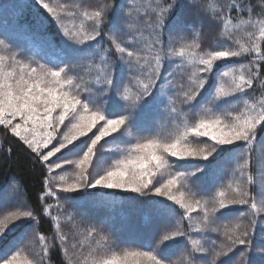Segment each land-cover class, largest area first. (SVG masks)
<instances>
[{
  "label": "snow or ice",
  "instance_id": "1",
  "mask_svg": "<svg viewBox=\"0 0 264 264\" xmlns=\"http://www.w3.org/2000/svg\"><path fill=\"white\" fill-rule=\"evenodd\" d=\"M32 3L55 21L63 44L48 38L47 17L38 19L34 30L18 21L16 27L56 47L60 53L56 62L26 59L16 50L7 29L0 32V128L18 138L43 170L36 207L27 198L18 201L14 210L0 217V238L19 228L40 251L38 260L24 256L21 261L26 252L19 246L23 239L9 241L14 250L0 255V262L48 264L56 244H50L39 231L41 219L48 217L55 222L54 239L66 264H73L68 237L61 233L53 207L62 208L61 200L78 207L81 200L95 203L97 198L121 193L130 204L139 201L141 208L148 210V225L159 222V227L146 242H128L123 247L114 234L101 235L103 244L92 249L83 264H223L222 257L241 247L246 249L241 253L245 264H253L250 249L255 233L257 229L264 233V172L257 176L252 163L257 144L264 147V19L252 18L255 9L251 0L247 7L244 0H228L226 7L211 3L201 7L197 0H157L155 7L143 12L135 0L131 4L112 0L92 11H67L69 17H83L79 25L71 26L63 19L65 4L52 0ZM186 3L197 9L198 16L203 14L220 25L216 45L206 51L199 43L179 48L166 44L165 30L171 37L191 27L176 15ZM259 3L258 17L264 16V0ZM234 10L240 16L247 14L248 19L233 23ZM122 14L124 22L117 23L113 17ZM145 17L147 37L137 31V21ZM85 21L91 23V30ZM125 24L127 39L120 40ZM240 31L247 36L248 45L234 39ZM101 37L110 41V46L102 48ZM113 49L116 62L110 63ZM244 57L252 59L238 68L228 66L229 61ZM221 63L227 70L218 72ZM166 64L173 65L172 70L164 71ZM125 68L130 77L127 81ZM176 72H186V81L178 79ZM257 81L261 95L250 102L245 97L256 90ZM205 91L207 102L194 111L192 105ZM241 98L243 107L237 110L235 101ZM160 105L165 106L171 122L172 131L167 134L154 130L151 122L143 119L149 111H159ZM112 142L126 147L107 149L119 158L110 167H101V154ZM8 151L11 153V147ZM230 164L235 167L227 184L210 199H197L206 195L200 182L208 178L216 188V181L227 175L225 166ZM257 184L258 190L252 191ZM49 199L56 204L46 203ZM243 208L247 211H239ZM193 213H202L194 224ZM237 214L247 217V223H220ZM185 220L189 222L187 230L182 227ZM102 232L103 228L90 226L86 235L93 238ZM213 234L223 239L218 243ZM181 240L186 243L180 259L175 260L173 246ZM260 252L264 254V247ZM204 256L211 259L201 261Z\"/></svg>",
  "mask_w": 264,
  "mask_h": 264
},
{
  "label": "trees",
  "instance_id": "2",
  "mask_svg": "<svg viewBox=\"0 0 264 264\" xmlns=\"http://www.w3.org/2000/svg\"><path fill=\"white\" fill-rule=\"evenodd\" d=\"M133 0H117L118 3L131 4ZM199 6L206 7V0H197ZM54 4H65L67 6L66 12L63 14V19L66 24H76L80 23L82 16L78 15L76 18L69 17L66 13L67 11H76L77 13H82V11L95 10L100 7L102 4L108 3L111 4L112 0H52ZM228 3V0H227ZM245 7L248 6V0H244ZM251 4L255 9L253 14V19H264V16H257L256 14L260 13L261 5L259 0H251ZM125 12H127V7H125ZM176 15L180 16L181 19L187 25H191L190 28H185L179 33H173L171 37L165 30L164 39L167 43H170L172 47L179 48L181 45L188 43H199L201 45V50L206 51L210 46H215L219 39V29L220 25L214 23L207 16L203 14L197 15V9L190 8L187 3L183 9H177ZM233 22L238 23L240 19H248V15L245 14L240 16L234 10L232 13ZM47 17L45 32L50 40H55L58 45L63 44V37L57 29V25L54 20L42 9L37 11V7L33 5L32 0H0V32H3L7 29V34L11 37L14 46L17 51H22L23 56L28 60H37L40 63H43L44 60H50L53 62L57 61V58L60 56L56 47H49L47 44L42 41L35 39L34 36L23 28L16 27L17 21L20 25L28 26L33 30L37 26L38 19ZM113 19L117 23H123L124 17L123 14L121 17ZM147 17L142 18L137 21V31L143 32L144 36L149 35V30L146 28L144 20ZM153 19V18H151ZM9 20L12 21V24L9 25ZM202 22V27H201ZM139 24V25H138ZM142 24V25H140ZM70 26V25H69ZM86 28L91 30L92 25L90 22L87 23ZM251 28L247 29L250 30ZM128 29L125 24L124 32L119 36L120 40L127 39ZM258 32V31H257ZM101 47L110 46V41L106 38L101 37ZM183 44V45H184ZM43 57L44 59H41ZM252 57H244L240 60H232L228 62V66L239 67L240 64H247ZM99 60L97 59V63ZM110 63L116 62V56L113 49V55L110 56ZM173 66L166 64L164 71L172 70ZM227 70L226 65L220 64L217 71ZM190 71V70H187ZM264 75V73H262ZM177 78H183L186 81L187 73L183 75L176 72ZM128 70L124 69V79L127 81L129 79ZM212 79H216V74L214 73ZM259 82H256V90L250 91L249 96L255 100L260 98L261 92L259 90ZM214 91V89H213ZM208 92L205 91L197 101L192 105L193 110H198L201 105L207 102ZM179 107V105H177ZM162 105H160L159 111H149L143 119L146 122H151V125L154 130L160 131L162 133H169L172 131L170 118L162 115L160 112ZM184 109L187 110V106H184ZM111 118H115L114 116ZM190 122H194L192 119ZM264 135V132L261 133ZM110 139V138H108ZM0 141H2V147H0V192L4 190L8 183L15 182L19 186L20 192H22L24 198H27L29 204L33 207H36L37 197L41 193L42 185V168L40 164L34 160L33 155L25 150V147L18 142V138L11 135V133H6L3 128H0ZM103 143V142H102ZM11 147L12 151L9 153L8 149ZM116 147H126V145L118 142H112L105 146L103 153L106 157L105 165L111 166L112 162L115 159H118L119 156L113 152L108 151L107 149L116 148ZM259 154V155H258ZM112 161V162H111ZM252 163H253V172L259 176L261 172H264V147L257 144L256 148L252 152ZM235 167L234 164L226 165L225 175L220 180L216 181V188H213L212 182L205 178L200 182V190L206 195H198L197 199H210L216 194L217 189L226 185L228 179L231 178L232 169ZM238 175V173H237ZM259 185L253 188L252 191H257ZM195 191V189H193ZM63 195V194H61ZM89 199V198H86ZM63 205L60 208V214L62 215L61 219L63 222L65 218H68L70 215L68 223L71 224L69 230L72 232V235L69 234L72 240V244H76L77 248L73 249L72 244L68 245L70 255L73 257V264H83L84 257L88 256L89 252L99 247L103 244V241H100V236L108 233L114 234V238L117 239L121 247L128 244V242H135L137 244L144 243L147 241L151 231L159 227V222L153 223L150 226L148 225V210L146 208H141L140 202L137 201L134 204L128 203V197L125 194L114 193L103 198H97L95 203H85L84 200L80 201L82 206L74 207L69 203H65L63 200L60 201ZM180 214H183V210L179 209V206H176ZM239 211H247V208L240 209ZM264 215V214H262ZM196 221L193 218L192 223ZM244 222L247 223V217H240L238 214L235 215L232 219L228 221H221L220 223H227L229 226L235 225L236 223ZM65 223V222H64ZM188 221L183 222L182 227L187 230ZM264 223V222H262ZM90 226H96L98 229L103 228L104 232L98 233L93 238H88L86 232ZM22 229H14V231L8 234L2 241V244L8 247L6 251L11 254L14 250L10 248L9 241H12V238L17 234L23 239V242L19 245L20 247L26 248V251L29 253L30 248L28 246V238L23 237ZM39 231L46 235L49 238L50 244H56L50 254L49 264H66V259L63 256L61 248L54 239L55 228L53 221L48 218H42L40 221ZM215 235V234H213ZM30 237V235L28 236ZM218 243L223 239L220 235H215ZM99 242V244H98ZM186 242L181 240L176 245L173 246V250L176 252V255L173 257L175 260L180 259V254L183 249V246ZM264 247V233H261L257 229L255 233V239L253 241L252 247L250 249L252 253L253 264H264V254H261L260 249ZM78 252L76 253L75 252ZM244 248H237L236 251L229 254L228 257H222L223 264H245L246 257L241 256L242 252H245ZM4 253V252H3ZM2 253V254H3ZM4 255V254H3ZM89 258V262H90ZM201 261L210 260V256H204L199 258ZM2 264V262H0Z\"/></svg>",
  "mask_w": 264,
  "mask_h": 264
},
{
  "label": "rangeland",
  "instance_id": "3",
  "mask_svg": "<svg viewBox=\"0 0 264 264\" xmlns=\"http://www.w3.org/2000/svg\"><path fill=\"white\" fill-rule=\"evenodd\" d=\"M206 1H207V3H206L205 6H207L210 3L211 4H215L217 7H226V5H227V0H206ZM156 2H157V0H135L136 6L138 8H140L142 12L145 11V10H149L150 11L151 8L156 6ZM199 4H202V3H199ZM151 18H153L152 19L153 21L155 20L154 16H151ZM82 19H83V17H82ZM84 23H85V27H86L88 22L85 21ZM233 23H235V22H233ZM76 24L79 25L80 23H76ZM68 25L71 26L72 24H68ZM140 25H142V24H140ZM247 29H249V28H247ZM248 31H253V29H250ZM142 34H143V32H142ZM257 35H258V32H257ZM145 37H147V36H145ZM234 39H239L240 42L244 43L245 45L249 44V40H248L247 36L244 34V31L237 32L235 34V36H234ZM188 44H190V43H188ZM221 64H223V63H221ZM188 70H190V69H188ZM179 74H181V73L179 72ZM245 98H248V99H250V102H253V99L251 98V96L248 95ZM243 99L244 98H241V99H238V100L235 101L238 104L237 110H239V108L243 107ZM160 111H161L160 113L162 115H164L167 118H169L167 112L165 111V106L164 105H162V108H161ZM81 155H82V153H81ZM104 155L105 154L102 152L101 157H100V159L98 161V164L101 167H110V166L105 165L106 157ZM114 162H115V160L112 162V164ZM66 171L71 173L72 169L68 168V169H66ZM58 174H63V173H58ZM53 190H55V188ZM22 199H24V196H23L22 192H20L19 188H17V184L15 182L8 183L6 188L4 190H1V192H0V217L5 215L7 211L14 210V206L17 204L18 201H20ZM46 203H51V204L55 205L56 201L54 199H49V200L46 201ZM52 215L59 216V218H62L63 214H60V208L53 207ZM192 215H193V218L195 219V221H197V220L202 218V213H193ZM69 218H70V215H68V218L63 219L65 223L61 219H59L60 231H61V233H63L64 235H66L68 237L67 247H68L69 244H72L71 243L72 240L69 239L70 238L69 234L72 235V232L69 229L72 228V231H73V227H71V224L68 223ZM53 225H54V228H55V222L54 221H53ZM13 231H14V229L11 232H9L8 234L12 233ZM55 235H56V233H54V238H55ZM27 238H28V246L30 248V252L29 253L27 251L24 252L22 254V256L20 257V260L22 261L24 259V256H27L29 259L38 260L39 259L38 253L40 251L39 246H38V244L35 241H33L31 239V236L27 237ZM3 239L4 238H0V255H3L4 254L3 252H5L6 249L8 250V247L6 246V243H5V245L2 244ZM20 240H21V237L19 236V234H17L15 237L12 238L13 242L20 241ZM53 240H55V239H53ZM50 241H52V240H50ZM10 246H11L10 248H12V245H10ZM69 249H71V248H69ZM75 252H76V250H75ZM70 253L71 252H69V255H70ZM76 253H78V252H76ZM48 264H49V262H48Z\"/></svg>",
  "mask_w": 264,
  "mask_h": 264
}]
</instances>
